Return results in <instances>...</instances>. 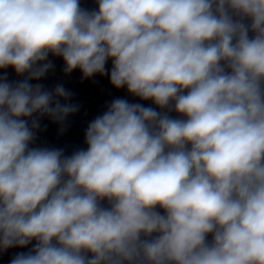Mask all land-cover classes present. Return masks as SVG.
<instances>
[{
  "label": "clouds",
  "instance_id": "clouds-1",
  "mask_svg": "<svg viewBox=\"0 0 264 264\" xmlns=\"http://www.w3.org/2000/svg\"><path fill=\"white\" fill-rule=\"evenodd\" d=\"M94 3L0 0V254L264 264V0ZM50 55L140 102H108L86 147L38 143L81 108L40 83Z\"/></svg>",
  "mask_w": 264,
  "mask_h": 264
}]
</instances>
